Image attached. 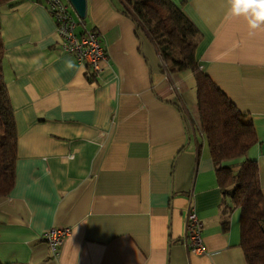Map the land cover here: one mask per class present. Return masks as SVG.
Returning a JSON list of instances; mask_svg holds the SVG:
<instances>
[{
	"label": "crops",
	"instance_id": "crops-1",
	"mask_svg": "<svg viewBox=\"0 0 264 264\" xmlns=\"http://www.w3.org/2000/svg\"><path fill=\"white\" fill-rule=\"evenodd\" d=\"M201 34L200 70L246 115L264 192V27L228 17V0H171ZM4 79L15 112V186L0 196L1 264H248L241 210H229L199 123L190 70L168 73L155 46L111 0H87L108 55L87 79L61 51L41 0L0 14ZM204 224V255L183 243L185 216ZM70 228L58 258L45 233Z\"/></svg>",
	"mask_w": 264,
	"mask_h": 264
},
{
	"label": "trees",
	"instance_id": "trees-1",
	"mask_svg": "<svg viewBox=\"0 0 264 264\" xmlns=\"http://www.w3.org/2000/svg\"><path fill=\"white\" fill-rule=\"evenodd\" d=\"M10 0H0L2 8ZM122 14L155 46L168 73L190 70L196 80L199 123L195 131L207 142L220 188L229 199V210H241L242 247L248 264H264V192L256 161L244 160L258 142L253 123L203 73L196 59L201 34L182 9L171 0H111ZM5 49L0 20V196L15 186L18 130L15 112L4 79ZM1 264V263H0Z\"/></svg>",
	"mask_w": 264,
	"mask_h": 264
},
{
	"label": "built area",
	"instance_id": "built-area-1",
	"mask_svg": "<svg viewBox=\"0 0 264 264\" xmlns=\"http://www.w3.org/2000/svg\"><path fill=\"white\" fill-rule=\"evenodd\" d=\"M56 23L61 51L73 55L85 69L90 82L97 81L108 63V55L103 38L96 28H89L79 18L68 0H41ZM204 224L194 208L189 207L185 216V237L183 243L195 255H204ZM71 235L70 228H51L44 236L53 258H58L66 239Z\"/></svg>",
	"mask_w": 264,
	"mask_h": 264
},
{
	"label": "clouds",
	"instance_id": "clouds-1",
	"mask_svg": "<svg viewBox=\"0 0 264 264\" xmlns=\"http://www.w3.org/2000/svg\"><path fill=\"white\" fill-rule=\"evenodd\" d=\"M228 17L243 16L250 32L264 27V0H228Z\"/></svg>",
	"mask_w": 264,
	"mask_h": 264
},
{
	"label": "water",
	"instance_id": "water-1",
	"mask_svg": "<svg viewBox=\"0 0 264 264\" xmlns=\"http://www.w3.org/2000/svg\"><path fill=\"white\" fill-rule=\"evenodd\" d=\"M82 20L87 17V0H68Z\"/></svg>",
	"mask_w": 264,
	"mask_h": 264
}]
</instances>
